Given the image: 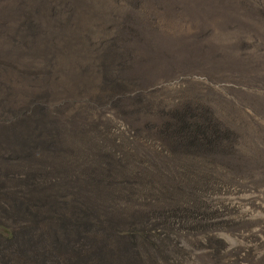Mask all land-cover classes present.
I'll use <instances>...</instances> for the list:
<instances>
[{"label": "crops", "instance_id": "obj_1", "mask_svg": "<svg viewBox=\"0 0 264 264\" xmlns=\"http://www.w3.org/2000/svg\"><path fill=\"white\" fill-rule=\"evenodd\" d=\"M219 42L173 37L158 43L163 45L152 55L159 60L147 63L154 69L148 78L137 85L122 78L115 82L133 85L124 88L127 94L114 98L123 107L118 117L125 124L117 130L56 135L45 132L37 120L39 100L32 93L58 90L61 84L94 85L91 71H0V264L148 260L149 251L142 248L151 247V241L127 232L124 220L147 204L149 189L165 186L168 173L204 172L205 167L198 166L200 158L204 163L205 155L216 153L222 138L216 126L217 105L202 107L196 100L199 88L209 91L210 99L211 93L221 95L224 87H235L221 81L219 72L204 73L216 71L221 62L199 55L200 47L210 45L218 54ZM186 85L197 89L182 101ZM168 110L173 130L164 119ZM100 117L108 122L105 113Z\"/></svg>", "mask_w": 264, "mask_h": 264}, {"label": "rangeland", "instance_id": "obj_2", "mask_svg": "<svg viewBox=\"0 0 264 264\" xmlns=\"http://www.w3.org/2000/svg\"><path fill=\"white\" fill-rule=\"evenodd\" d=\"M213 3L220 6V0H213ZM207 8L211 7L203 10ZM212 11L213 14L221 13L215 9ZM202 25L211 26L207 21ZM252 31L255 33L251 32L244 43L236 41L228 44L226 39H217L220 41L218 44H221L216 48L219 50L218 54L213 53L210 45L200 47L202 51L199 55L221 62L216 71L204 73L209 75L219 72L221 81L235 86L230 89L224 87L221 95L211 93L210 99L207 93L209 91L204 88L197 91L200 95L196 101L200 100L202 107L204 104L209 107L217 105L215 116L216 126L221 130L220 145H216V153L205 155L204 163L201 158L198 163L200 168L211 169L213 179L209 184L213 185L209 189L203 184L199 189L197 183V191L193 192L189 172H173L166 177L165 189L170 188L171 184L178 188L171 193L167 190L168 195L160 187L158 192L154 191L155 188L150 189L154 191L150 194L151 198L147 204L144 202V207L138 206L141 210L136 212L144 217H129L124 220L127 232L142 237L146 235L148 241H151V247L142 248L143 251H149L148 260L134 261L133 264H264V24L256 20ZM238 43L242 45L239 46ZM128 48L134 54L122 59L123 66L120 70L111 68L107 71H91L96 81L94 85L102 88L100 98L105 102L103 105L100 101H94L97 106L84 103L62 107L63 113L51 114L50 111H53L49 107L54 109V105L49 104L51 99L39 100L37 104L40 114L37 120L44 131L56 135L68 134L72 128L77 132L86 131L88 127L85 124H89L85 119L86 111H89L87 114L92 116V121L101 122L97 125V131L125 127L121 122L123 118L118 117V111L123 107L114 98L127 94L125 87L131 88L148 78L154 69L147 63L158 59L143 53L132 43ZM166 48L161 50L164 56H159L160 62L164 61L161 58L166 57L165 52L169 50ZM159 72L154 71V74ZM121 78L131 80L133 85L119 86L117 80ZM79 85L89 86L86 82ZM143 86L146 87V84ZM196 89L197 87L186 85V96L182 101L190 98L192 93L189 92ZM225 96L229 101H225ZM92 97L93 100H98L95 93ZM151 106L158 108L154 102ZM169 110L168 117L164 119L171 122L168 129L173 130L174 119L170 117L172 114ZM93 111L105 113L109 116L108 122L101 121V114ZM122 113L125 114L123 111ZM88 119L90 120L89 117ZM124 119L132 121L129 116ZM199 121L205 125L203 120ZM161 127L166 130L165 123ZM194 173L199 176L200 172ZM3 243L6 245V240Z\"/></svg>", "mask_w": 264, "mask_h": 264}, {"label": "trees", "instance_id": "obj_3", "mask_svg": "<svg viewBox=\"0 0 264 264\" xmlns=\"http://www.w3.org/2000/svg\"><path fill=\"white\" fill-rule=\"evenodd\" d=\"M206 7L211 8L203 10ZM212 9L221 13L213 14ZM256 20L264 24V0H220L219 7L213 0H0V71L120 70L122 59L134 54L128 48L131 43L150 56L154 48L163 45L158 43L173 37L244 43L251 32L255 33L252 29ZM205 21L211 26L202 25ZM56 89L32 93L33 98H50L49 104L55 109H49L57 113H63L62 107L105 103L100 98L101 86L69 88L62 84ZM93 93L98 100L92 99ZM88 123L90 131H97L101 124L92 119ZM207 169L199 176L189 172L193 192L197 183L199 189L203 184L209 189L213 185L209 184L213 172ZM176 188L171 184L168 189H159L168 195L167 190L171 193ZM154 191L149 189L150 194Z\"/></svg>", "mask_w": 264, "mask_h": 264}]
</instances>
